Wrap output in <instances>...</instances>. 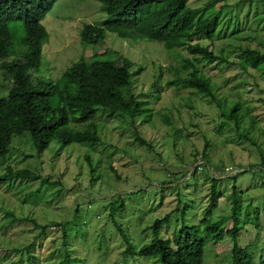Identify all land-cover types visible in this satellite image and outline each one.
Here are the masks:
<instances>
[{
	"label": "rangeland",
	"instance_id": "rangeland-1",
	"mask_svg": "<svg viewBox=\"0 0 264 264\" xmlns=\"http://www.w3.org/2000/svg\"><path fill=\"white\" fill-rule=\"evenodd\" d=\"M207 1L189 0L188 5L199 7ZM209 13H219L222 26L212 42H200L228 61L248 60V68L226 61H202L200 67L219 84L220 96L238 98L250 106L256 120L248 134L251 140L237 134L232 121L217 117L215 103L187 89L176 92L166 87L170 72L162 75L158 99L143 96L154 91L151 83L158 62L164 68L175 64L162 44L135 43L106 32L103 42L85 45L80 40L81 27L107 18L100 3L54 2L41 19L47 39L34 76L56 81L81 56L87 59L106 51L97 58L114 59L112 52H116L134 62L133 70L143 68L139 74L132 73L131 88L149 100L151 117L146 123L138 121L135 132L127 121L97 114L92 122L101 143L93 148L80 143L62 146L54 139L38 155L29 133L13 136L9 153L0 158V173L9 165L28 169L38 178L0 184V264H160L158 257L140 256L137 251L153 238L154 220L167 214L160 237L171 244L182 225L200 224L203 229L223 218L214 230L222 228L223 237L207 244L203 264H231L227 230L233 225L228 217L233 197L240 202L238 242L251 248L254 261H259L264 248V74L250 66L256 54L243 51L264 53V0H220ZM9 28L17 47L24 35L22 20L9 21ZM2 84L0 73V96H5ZM69 127L82 130L86 124L70 123ZM136 134L151 142V147L140 144ZM206 143L210 169L191 176ZM226 166L245 171L235 176L236 172L223 170ZM213 187L214 196L216 192L221 196L215 197L217 207L209 220L201 221ZM233 190L236 194L230 195ZM56 221L63 222L65 230L50 228L37 237L40 225Z\"/></svg>",
	"mask_w": 264,
	"mask_h": 264
},
{
	"label": "trees",
	"instance_id": "trees-1",
	"mask_svg": "<svg viewBox=\"0 0 264 264\" xmlns=\"http://www.w3.org/2000/svg\"><path fill=\"white\" fill-rule=\"evenodd\" d=\"M55 1L0 0V73L2 86L7 91L5 96H0V158L9 153L12 137L25 132L29 133L35 150L40 155L54 139L62 146L80 143L93 148L101 143L97 126L92 122L97 114L127 121L135 132H138V121L146 123L150 120L149 100L135 95L131 88L132 73L139 74L143 68L138 66L133 70L134 62L116 52H112L114 59L97 58L99 54H107L106 51L94 53L87 59L81 56L65 68L56 81H45L34 76L33 72L40 67L42 46L47 39L41 19ZM96 1L100 3L107 18L102 23H85L81 27L80 40L83 44L103 42L106 32L135 43L155 41L162 44L164 50L171 53L175 64L171 63L168 68H164L158 62L155 79L151 83L154 91L143 96L158 99L163 90L162 75L165 71L170 72L172 79L166 81V87L172 86L176 92L187 89L192 95H199L208 102L215 103L217 117L232 121L237 134L251 140L248 134L255 127L256 120L251 116L250 106L238 98L227 100L226 96H220L219 84L200 67L202 61L207 64L226 61L238 64L244 70L248 68V60L228 61L227 56L215 54L209 45L200 42L201 39L212 42L218 35L222 17L219 13H209V8L220 0H208L199 7L189 6V0ZM15 19L22 20L24 32L17 47L9 28V21ZM181 49L191 56L182 53ZM243 53L256 54L255 62L250 66L264 74V53L250 48L244 49ZM196 55L200 57L197 58ZM70 123L86 124V127L82 130L72 129L69 127ZM135 138L140 144L151 147V142L138 134ZM208 145L206 143L201 154L196 157L203 162L202 169L199 171L194 167L191 176L208 168ZM111 171L118 176L113 167ZM24 178L37 179L38 176L28 169H14L7 165L4 172L0 173V184ZM211 179L215 183V179ZM48 180L43 178V181ZM212 190L201 221L209 220L217 207L215 197L221 196V192H216L214 196L215 188ZM232 194L235 195L236 191L233 190L230 195ZM239 207L240 202L233 197L228 216L233 220V225L227 230L232 241L231 264H264V248L261 249L257 262L254 261L251 248L238 242ZM167 217L168 214L154 220L151 226L153 238L139 247L138 255L158 257L160 264H203L207 244L218 242L223 237L222 228L214 232L220 220L223 221L221 218L203 229L200 224L193 227L182 225L173 236L171 244L160 237V228ZM36 225L38 227L40 224ZM39 227L40 234L37 237L46 235V229L57 227L65 230L64 223L60 221L44 223ZM210 230H213L212 233ZM2 260L0 256V262ZM61 263L67 264L66 261Z\"/></svg>",
	"mask_w": 264,
	"mask_h": 264
},
{
	"label": "built area",
	"instance_id": "built-area-1",
	"mask_svg": "<svg viewBox=\"0 0 264 264\" xmlns=\"http://www.w3.org/2000/svg\"><path fill=\"white\" fill-rule=\"evenodd\" d=\"M194 167H196L200 171L203 167V162H201V161L196 162ZM208 168L210 169V166H208ZM193 170H194V168H193ZM223 170L226 172H234V173L236 172V170L232 169V167H227V166Z\"/></svg>",
	"mask_w": 264,
	"mask_h": 264
}]
</instances>
